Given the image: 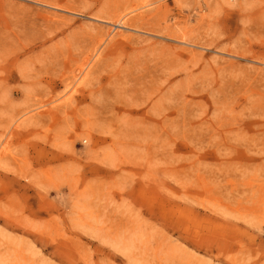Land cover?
<instances>
[{"label":"rangeland","instance_id":"rangeland-1","mask_svg":"<svg viewBox=\"0 0 264 264\" xmlns=\"http://www.w3.org/2000/svg\"><path fill=\"white\" fill-rule=\"evenodd\" d=\"M0 264H264V0H0Z\"/></svg>","mask_w":264,"mask_h":264}]
</instances>
